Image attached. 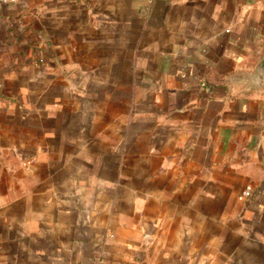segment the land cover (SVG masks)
Instances as JSON below:
<instances>
[{
    "label": "crops",
    "instance_id": "0c3cea01",
    "mask_svg": "<svg viewBox=\"0 0 264 264\" xmlns=\"http://www.w3.org/2000/svg\"><path fill=\"white\" fill-rule=\"evenodd\" d=\"M263 54L264 0L0 3V264H264Z\"/></svg>",
    "mask_w": 264,
    "mask_h": 264
},
{
    "label": "water",
    "instance_id": "95a60500",
    "mask_svg": "<svg viewBox=\"0 0 264 264\" xmlns=\"http://www.w3.org/2000/svg\"><path fill=\"white\" fill-rule=\"evenodd\" d=\"M243 78L253 87L264 88V54L257 62L254 71L244 74Z\"/></svg>",
    "mask_w": 264,
    "mask_h": 264
},
{
    "label": "built area",
    "instance_id": "2783aa9c",
    "mask_svg": "<svg viewBox=\"0 0 264 264\" xmlns=\"http://www.w3.org/2000/svg\"><path fill=\"white\" fill-rule=\"evenodd\" d=\"M16 1L17 0H0V3L1 4H8V3H14ZM250 192H251V188L250 187H246V189H244V191H243V195L248 197L251 194Z\"/></svg>",
    "mask_w": 264,
    "mask_h": 264
}]
</instances>
